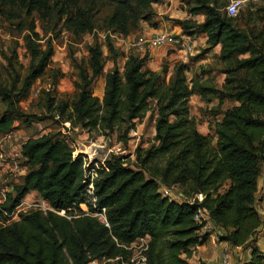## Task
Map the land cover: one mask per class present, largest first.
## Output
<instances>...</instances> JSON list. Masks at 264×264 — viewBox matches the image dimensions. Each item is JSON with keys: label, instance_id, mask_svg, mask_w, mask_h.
Masks as SVG:
<instances>
[{"label": "trees", "instance_id": "obj_1", "mask_svg": "<svg viewBox=\"0 0 264 264\" xmlns=\"http://www.w3.org/2000/svg\"><path fill=\"white\" fill-rule=\"evenodd\" d=\"M193 1L189 15L204 19L201 23L182 21L181 34L204 35L208 49L220 47L218 58L222 65L229 66L221 73L226 76L222 97L236 105L219 112L213 134L203 136L190 121L188 101L191 95L203 96L210 89L189 88L181 69L164 85L159 75L145 68L146 57L134 56L129 57L122 73L114 67L105 75L99 99L89 88L101 76L104 60L99 46H91L86 69L79 68L77 97L70 104L56 105V116L88 133L115 134L124 144L135 122L149 112L150 102H155V144L136 149L134 168L128 167L123 157H112L103 164L88 163L83 154L74 155L64 139L51 134L25 141L20 155L27 172L1 208L11 211L35 192L52 211L21 214L17 221L0 228V264H89L101 259L112 260L105 264H133L129 247L146 237L144 264H189L195 248L206 243L210 235L202 233L204 223L194 219L199 209L208 212L220 233L219 241L232 248H244L251 242L261 225L254 194L264 168V27L257 34L252 29L239 31L227 16L228 4L222 12L218 0ZM7 2L27 15L37 12L43 19L50 0ZM84 2L88 6L85 12L71 0H65L57 11L73 33H91L94 28L91 11L96 10L95 0ZM100 2L112 7L102 27L127 36L156 0ZM28 32L26 47L31 64L26 75L11 89L0 86V102L8 108L0 116V135L14 129L20 116L17 103L42 76L52 56V40L42 52L34 27ZM107 48L113 56L116 54L109 39ZM239 73L243 74L241 78ZM52 105L50 100L49 107ZM90 183L95 200L91 204L85 199ZM224 184L227 188L219 193ZM161 188H177L181 200L163 197ZM197 194H202L203 200L190 203ZM81 204L86 205L88 213L104 209L108 227L85 214L79 208ZM53 211H64L65 216ZM248 264H264V257L254 250Z\"/></svg>", "mask_w": 264, "mask_h": 264}, {"label": "rangeland", "instance_id": "obj_2", "mask_svg": "<svg viewBox=\"0 0 264 264\" xmlns=\"http://www.w3.org/2000/svg\"><path fill=\"white\" fill-rule=\"evenodd\" d=\"M71 1H74L82 12L88 8L84 0ZM233 1H239L237 16L232 18L235 28L239 31L252 29L255 34L260 32L264 27V0H218L220 11L223 12V6ZM64 2L65 0H50L49 9L42 19L37 12L27 15L20 8L10 5L7 0H0L1 87L11 89L17 79L21 80L27 73L31 64V55L26 47L28 28L33 26L38 34L37 46L40 51H45L47 42L52 40V56L48 67L42 76L32 83L27 95L17 103L20 116L14 122V129L8 134L0 135V154L3 155L0 160V196L1 193L6 196L13 194L14 188L22 184L27 166L20 155V147L28 139L51 134L55 138L64 139L74 149V155L83 154L88 163L103 164L112 157H123L126 165L134 168L136 149H147L155 144V102H150L149 112L135 122V127L129 131L127 142L124 144L117 141L115 134L101 135L95 131L88 133L80 126L72 128L69 123L56 116V105L64 102L70 104L77 97L76 85L81 83L79 68L86 69L89 49L94 44L99 46L104 63L101 76L93 81L89 90L99 99L103 95L105 75L114 67L122 73L129 57L134 56L146 57L145 68L159 75V81L164 85H168L174 74L181 69L189 88L195 91L204 87L210 89L203 96L191 95L188 101L190 121L203 136L213 134L211 128L221 117L219 112L236 105L235 102L222 97L226 76L221 73L224 74L229 66L222 65L214 49L203 48L197 37L194 41L198 42V45L194 46L192 51L183 52L178 47H163L143 53L135 48L138 38H148L158 33L181 34L180 23L184 20L193 19L201 23L203 16L192 17L188 13L190 7L195 5L193 0H156L142 13L137 27L127 36L112 33L102 27V20L110 15L112 7L101 4L100 0H95L96 10L91 11L94 26L92 32L73 33L65 26L64 17L57 15ZM64 7L63 5L62 8ZM107 39L116 53L114 62L113 53H109L107 48ZM245 57L247 55L239 58ZM242 76V73L238 74L239 78ZM231 77L230 75L228 78ZM16 85L20 87V84ZM50 100L53 101L51 108ZM6 110V105L0 102V116ZM226 188L227 185L224 184L219 193ZM172 191L174 194L178 193L177 188ZM85 199L87 203H92L87 194ZM24 200L35 203L36 206L31 208V211H47L50 208L36 193H29ZM79 208L88 210L85 204H81ZM6 212L9 213V210ZM131 249L133 264H136L145 252V244L142 240H137Z\"/></svg>", "mask_w": 264, "mask_h": 264}, {"label": "built area", "instance_id": "obj_3", "mask_svg": "<svg viewBox=\"0 0 264 264\" xmlns=\"http://www.w3.org/2000/svg\"><path fill=\"white\" fill-rule=\"evenodd\" d=\"M238 7H239V1H233L231 3H228V5L225 8L227 16L230 18L236 17L237 13H238ZM163 47H168L170 49H175L178 47V48H181L183 50V52L189 51V50H191L190 37L187 35L180 34V33H177V34L158 33V34H154L148 38H138L135 42V48L138 51L143 52V53H145L146 51H148L150 49H160ZM2 158H3V155L0 154V160H2ZM95 166H96V164H95ZM8 169H9V167H8ZM85 192L88 196L91 197L92 202H94L95 200L93 197L92 183H90L86 187ZM160 193L162 194L163 197H168L172 200H177V201L181 200L180 195L178 193L174 194L172 190L161 188ZM5 200H6V195H4V193H1V196H0V228H4V227L11 225L13 222H15L19 219V215H21V214L27 215L31 212H36V210L31 211V208L36 206L35 203H28L25 200L24 201L22 200L19 203V205H17L13 210H11V211H9V213H7L8 211L6 212V210L1 208V205L4 203ZM202 200H203V195L197 194L194 198H192L190 200V203H194L196 201L198 203H200ZM45 203H46V205H48L46 201H45ZM49 210L52 211L51 208H49ZM82 211L85 214L96 218V220L99 223L103 224L105 227H108V223L106 221L104 209H102L101 211H95L94 213H88L87 209H82ZM37 212L45 213L46 211L38 210ZM53 212H55L56 214H59L61 216H65L64 211H60V212L53 211ZM194 219H195V221H197L199 223H204V226L201 230L202 233L208 232V233H210V235L213 234L215 237V241H219L218 235L220 233H219V231L214 229L212 223L210 222V220L208 218V212L205 209H199L196 212ZM143 239H138V240L143 241ZM134 243H132L130 245L129 249H131V246ZM146 248H147V244H145V250H146ZM240 248H242V247H236V249H240ZM106 261H112V260H104V259L93 260L89 264H105ZM131 262L134 263L133 258L131 259ZM144 263H145V257H144V255H141L139 260L136 261V264H144Z\"/></svg>", "mask_w": 264, "mask_h": 264}, {"label": "crops", "instance_id": "obj_4", "mask_svg": "<svg viewBox=\"0 0 264 264\" xmlns=\"http://www.w3.org/2000/svg\"><path fill=\"white\" fill-rule=\"evenodd\" d=\"M196 37L198 41L202 43L203 48L206 49L205 36L195 35L190 37L191 51L194 46L198 45V42L194 41ZM201 43H199V45H201ZM219 51V46L214 48V52L217 56L219 55ZM221 75L224 76L223 74ZM254 208L260 217L261 225L246 247L240 249L232 248L226 242L215 241V237L212 234L209 236L206 243L195 248L192 256L188 260L189 264H248L254 250L264 257V168H262V172L257 181L256 192L254 194ZM143 243H148L147 237L143 239Z\"/></svg>", "mask_w": 264, "mask_h": 264}]
</instances>
